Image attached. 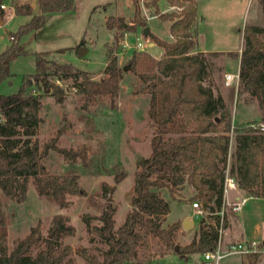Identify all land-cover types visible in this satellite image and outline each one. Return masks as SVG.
<instances>
[{
	"label": "trees",
	"instance_id": "obj_1",
	"mask_svg": "<svg viewBox=\"0 0 264 264\" xmlns=\"http://www.w3.org/2000/svg\"><path fill=\"white\" fill-rule=\"evenodd\" d=\"M4 1L0 0V19L6 13L2 8ZM140 1L134 0L132 25L120 16L107 17V28L121 31L117 39L126 29L147 26L141 16ZM167 1L171 6L181 8L180 12L162 13L160 0H151L148 5L154 6L156 14L164 21L171 22L173 40L161 39L155 34L148 36L163 49L162 56L135 50L128 63L130 71L151 91L149 116L156 125L151 154L138 165L132 208L119 227L115 219L118 206L108 200L102 205L99 224L94 227L106 246L103 258L86 249L78 250V254L91 264H129L139 253L150 252L155 243L167 249L179 247L176 252L185 260L190 254L214 249L218 232L214 233L211 228L220 221L216 212L223 208L228 170L247 197L264 198V129L260 126L264 124V25L245 26L241 52H202L197 50L199 16L196 1ZM258 2L264 13V0ZM39 3V14L34 13L31 4H15L17 15L31 16V19L12 33L13 41L0 51V83L12 76L10 64L19 56L34 54L37 67L36 73L23 77L16 93H0V228L6 221L2 196L23 202L31 182L40 196L62 209L72 205L73 197L87 195L78 174L55 175L47 169L44 159L55 150L71 163L81 159L89 166L90 147L85 144L76 149L62 148L58 146L57 138L42 145L38 140L32 143V137L38 134L43 123L41 97L35 93V86L41 84L46 92L63 96V90L49 79L51 68L55 66L65 73V77L75 78L77 91L87 102L105 97L114 102L124 77V67L116 56L109 59L102 79L97 81L71 63L51 62L45 53L33 52L21 45V38L41 29L53 13L72 11L75 6V0H39ZM222 55L240 61L238 95L247 93L257 99L261 113L259 120L233 125L231 107L235 88L231 89L228 98L217 91L213 75L215 64L209 58ZM125 177V174L117 175L116 183H121ZM183 185L195 189L192 202L199 200L204 209L213 213L209 214V224L200 226L199 236L186 245L177 242L183 229L182 221L164 226L171 204L161 193L162 189H168L172 200L179 201ZM114 189V186L103 184L106 196ZM225 224H229L227 212ZM76 233V226L66 214L54 215L46 234L39 222L26 237L16 242L12 250L5 234L0 233V264H75L71 257L74 250L65 244V240ZM260 257V253L248 255L252 264Z\"/></svg>",
	"mask_w": 264,
	"mask_h": 264
},
{
	"label": "rangeland",
	"instance_id": "obj_2",
	"mask_svg": "<svg viewBox=\"0 0 264 264\" xmlns=\"http://www.w3.org/2000/svg\"><path fill=\"white\" fill-rule=\"evenodd\" d=\"M16 2L18 1H4L7 9L5 16L0 19V23L5 20V24H0V51L5 50L13 41L12 33L17 32L21 25L28 22L26 16L15 14ZM140 4L141 16L146 20V27L161 39L173 40L170 35L171 22L164 21L159 14H156V8L148 5L151 4V0H141ZM199 5L200 14L203 16L198 24L203 33L201 45L208 49L235 50L242 45L243 30L246 25H264V13L258 0H199ZM159 7L162 13L181 10L177 6H171L167 0H160ZM59 13L41 29L25 34L20 44L33 52H44L45 57L51 62L71 63L77 69L88 72L91 78L97 81L102 79L109 59L116 56L119 64L124 67L121 91L114 102L108 97L87 102L83 94L71 89V84L76 82L74 77H66L67 80L62 87L53 82L55 76L65 74L58 71L55 66L51 68L49 79L63 90V96L55 95L53 91L46 92L41 84L35 86V93L41 97L40 115L43 123L38 128V134L32 137V143L38 140L42 145L52 138H57L58 146L62 148L76 149L85 144L90 147L89 166L81 159L71 163L55 150H51L44 159L47 169L55 175L70 172L78 174L80 185L87 195L73 197L72 205L68 209H62L56 203L40 196L31 182L27 198L23 202L19 203L10 197L2 196L6 221L5 226L0 228V233L5 234L9 249L12 250L16 242L26 237L33 226L41 222L43 232L46 234L53 216L66 214L77 228L76 235L69 236L65 240V244L70 245L74 250L71 257L75 264H91L78 254V250L86 249L88 253L103 258L106 246L100 241L94 227L99 224L98 216L102 205L108 200L118 206L115 219L116 226L119 227L132 208L135 174L139 163L151 154V141L156 132V125L149 116L151 91L146 89L139 77L130 71L128 63L136 49L125 47L124 41L127 40L130 45L139 38L148 41L149 44L155 42L144 35L146 27L126 29L120 39H117L121 34L120 30L107 28V17L117 13H121L120 17L132 25L135 16L134 0H77L74 13L69 11ZM111 34L116 39V43L111 40ZM83 40L84 46H82ZM86 45L88 52L80 58L79 50ZM159 50L160 47L157 45H150L146 51L161 57ZM209 58L215 64L213 75L217 91L228 98L231 89L235 88L231 107L233 125H237L234 117L237 122L255 121L258 117L257 99L247 93L238 95L241 83L238 86H227L225 83L227 74L238 71L239 60L226 55L209 56ZM10 71L12 76L0 83L1 94L16 93L23 77L36 73L35 55L28 54L14 59L10 64ZM244 104L247 106L243 107ZM241 108H243L242 113H240ZM236 111H238L237 115ZM140 158H142L141 162H139ZM120 174H125L126 177L121 183H116L115 178ZM104 183L115 187L108 196L104 194ZM161 193L171 204V211L166 216L164 226L167 227L184 217L192 221L188 228L182 229L177 238L178 244H189L199 236L200 226L210 222L208 214L204 217L195 216L196 212L191 206L195 189L183 185L180 189L179 201L172 200L168 189H162ZM243 194L244 192L241 198L245 197L246 193ZM229 199L234 201L231 195ZM226 212L230 229L226 231L224 220L225 240L228 241L226 232H230L233 241H244L235 237L239 223L244 238L263 240L264 200L250 198L240 212H232L230 208H227ZM239 214L241 217L238 216ZM220 227L221 220L215 222L211 229L214 233H219ZM201 254H190L185 260L176 250L155 243L150 252L139 253L129 264H200ZM167 255L171 256L166 257ZM164 257L166 259L162 262ZM247 257L239 254L230 255L222 261V264H252Z\"/></svg>",
	"mask_w": 264,
	"mask_h": 264
},
{
	"label": "built area",
	"instance_id": "obj_3",
	"mask_svg": "<svg viewBox=\"0 0 264 264\" xmlns=\"http://www.w3.org/2000/svg\"><path fill=\"white\" fill-rule=\"evenodd\" d=\"M2 8L4 10L7 9L6 5L3 3ZM111 40L113 42H117L114 36L110 35ZM12 39H14L13 36H11ZM125 47H130L136 50L146 51L147 47H150V44L148 41H145L144 39H137L136 42L132 45L126 40L124 41ZM67 80L65 75L60 74L55 76L53 82L62 87L64 81ZM225 83L227 86L232 85H239L240 83V71L236 73H229L226 75ZM69 85V84H68ZM71 89L77 90L76 85L73 83L71 84ZM262 129H264V124L260 125ZM239 184L237 180L232 177L229 174V170L227 171L226 179H225V185H224V204L221 211L216 212L220 216L221 220V227L219 228L218 233V241L217 246L214 249L207 250L201 254V264H222V261L230 256V255H248L253 253H263L264 252V241L259 242L255 240H244L241 242H228L224 238V230H223V222L225 220V212L227 211V208H230L233 212H239L242 209V206L247 202V197H238L235 201H230L229 195L232 190L239 189ZM193 210H195V216L196 217H204L207 214H213L209 210H206L203 208L201 202L199 200H195L191 204Z\"/></svg>",
	"mask_w": 264,
	"mask_h": 264
},
{
	"label": "crops",
	"instance_id": "obj_4",
	"mask_svg": "<svg viewBox=\"0 0 264 264\" xmlns=\"http://www.w3.org/2000/svg\"><path fill=\"white\" fill-rule=\"evenodd\" d=\"M14 1V0H13ZM15 1H18V2H16L17 4H26V3H30L31 5H32V7H33V10H34V13L35 14H39L40 13V3H39V0H15ZM76 1L77 0H75V6H74V9L72 10V11H69V12H75V10H76ZM133 1V0H132ZM196 1V3H197V7H198V22H197V31H198V41H199V44H198V46H197V50L198 51H202V52H228V51H239V52H241L242 51V48H243V43H244V30H243V39H242V45L241 46H239L237 49H235V50H228V49H208L207 47H203L202 45H201V43H202V40H203V33H202V31L200 30V28H199V21H200V19H202L203 18V16L200 14V5H199V0H195ZM168 2V1H167ZM169 3V2H168ZM96 9L97 8H95V11H96ZM68 11H66L65 13H67ZM64 13V12H63ZM15 14H16V8H15ZM58 14H60V13H53V15H52V17H51V19L55 16V15H58ZM17 15V14H16ZM11 17H12V15H10ZM19 16H25V15H19ZM111 16H116V17H119V16H121V13H117V14H113V15H111ZM26 18H28V21L31 19V16H26ZM5 24V20H3V21H1V23L0 24ZM171 35V34H170ZM172 36V35H171ZM150 45H153V46H156V44L155 43H150ZM82 46H84V45H82ZM86 48L88 47L87 45L85 46ZM160 52V55L162 56V54H163V49H161L160 48V50H159ZM87 52H88V48H87ZM44 53V52H43ZM80 57V56H79ZM81 58V57H80ZM238 71H240V61H239V69H238ZM237 71V72H238ZM224 98H225V96H224ZM247 105L246 104H244V106L243 107H246ZM257 108H258V117H256L255 118V120H259L260 119V117H261V113H260V108H259V106H257ZM242 110L240 111V113H242L243 112V108H241ZM236 115L238 114V111H236V113H235ZM252 120V119H251ZM248 121H250V120H247V121H244V122H237L236 120H235V117H234V122H235V124H243V123H247ZM242 192H244V194H245V191L244 190H242L241 188H239V189H237V190H232L231 192H230V195H231V198L235 201L236 200V198H238V197H241L242 196ZM243 194V195H244ZM245 197H247V195L245 194ZM248 199H250V198H258V199H262V200H264V198H262V197H247ZM230 201H231V199H230ZM248 201V200H247ZM242 210V209H241ZM240 212V211H239ZM238 213V212H237ZM239 217H241V215L239 214L238 215ZM186 219V217H184V218H182V220H180V221H182V224H183V222H184V220ZM179 220H177V221H179ZM176 222V221H175ZM239 225H240V223H239ZM238 225V227H239V229H238V231H237V233L235 234V237H237V238H239V239H242V240H255V241H258V240H256L255 238H244V232L242 231V227L241 226H239ZM230 229V226H229V224H228V226L226 227V231H228ZM227 233V235H226V237L228 238V241H232V242H236V241H233L232 239H231V236H230V232H226ZM232 234V233H231ZM238 241V240H237ZM264 241V238H263V240L262 241H259V242H263ZM168 256H171V255H167L166 257H168ZM248 256V255H247ZM166 257H164L163 259H162V262H163V260H165L166 259ZM190 257V256H189ZM247 259H248V257H247ZM201 260H202V258L200 257V262H201ZM248 261H249V259H248ZM264 263V254H262L261 255V257H260V260L256 263V264H263ZM201 264V263H200ZM244 264V263H243Z\"/></svg>",
	"mask_w": 264,
	"mask_h": 264
},
{
	"label": "water",
	"instance_id": "obj_5",
	"mask_svg": "<svg viewBox=\"0 0 264 264\" xmlns=\"http://www.w3.org/2000/svg\"><path fill=\"white\" fill-rule=\"evenodd\" d=\"M144 35L146 37L148 36H152L153 33L151 32L150 28L149 27H146L145 30H144ZM87 52V48L86 47H81L80 50H79V56H83L85 53ZM142 161V158L139 159V162ZM192 224V221L189 219V218H186L183 222V228H188L190 225ZM176 250H179V247L176 248Z\"/></svg>",
	"mask_w": 264,
	"mask_h": 264
}]
</instances>
